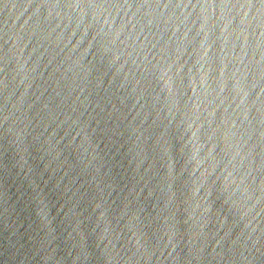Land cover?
Masks as SVG:
<instances>
[{
    "label": "water",
    "instance_id": "obj_1",
    "mask_svg": "<svg viewBox=\"0 0 264 264\" xmlns=\"http://www.w3.org/2000/svg\"><path fill=\"white\" fill-rule=\"evenodd\" d=\"M0 264H264V0H0Z\"/></svg>",
    "mask_w": 264,
    "mask_h": 264
}]
</instances>
